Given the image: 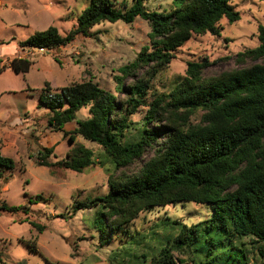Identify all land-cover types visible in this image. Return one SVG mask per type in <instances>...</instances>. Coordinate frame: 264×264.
I'll return each instance as SVG.
<instances>
[{"label":"trees","instance_id":"16d2710c","mask_svg":"<svg viewBox=\"0 0 264 264\" xmlns=\"http://www.w3.org/2000/svg\"><path fill=\"white\" fill-rule=\"evenodd\" d=\"M147 1L132 0L124 11L116 0H91L66 36L51 26L18 43L23 50L51 52L66 48L79 36L89 37L90 30L104 22L132 24L140 18L151 27V47L146 46L135 64L124 67L117 79L120 99L92 81L71 84L59 93H51L49 83L45 84L40 101L51 112L50 127L62 131L76 121L81 109L89 108L90 117L76 122L71 141L81 136L99 144L110 164L125 174L137 162L141 164L132 176L110 182L106 196L78 203L75 211L100 207L95 224L105 240L108 230L117 231L143 211L188 202L206 205L211 208L208 219L191 228L174 222L171 228L179 230L177 236L142 254L141 264H175L171 253L175 244L192 252V264H249L244 250L246 238L249 244H260L259 255L264 259V64L207 80L203 74L210 64L191 62L166 107L175 112L184 110V117L202 109L206 111L202 124L188 129L149 126L164 120L166 109L159 99L150 105L146 123L134 125L130 116L147 104L150 85L140 81L125 88L123 83L130 72L141 65L165 68L193 36L217 35V24L223 19L230 24L240 21L232 0H171L170 9L162 12L147 10ZM258 41L257 48L239 57L264 60L263 26L259 27ZM31 67L28 59L16 58L10 63L18 75L27 74ZM132 130L135 134L128 138ZM149 151L153 154L145 159ZM51 154L52 149L39 150L36 165L53 167L46 161ZM63 164L82 173L94 164L93 152L80 147ZM13 168L14 161L0 152V180ZM19 210L0 204V212Z\"/></svg>","mask_w":264,"mask_h":264},{"label":"rangeland","instance_id":"374dc122","mask_svg":"<svg viewBox=\"0 0 264 264\" xmlns=\"http://www.w3.org/2000/svg\"><path fill=\"white\" fill-rule=\"evenodd\" d=\"M90 1L0 0V70L2 66H10L9 61L3 64L7 58H16L21 50L18 43L27 41L35 33L54 26L60 35L66 36L77 26L79 16ZM116 2L124 11L132 5V0ZM231 5L239 12L240 21L230 24L223 19L217 24V35L193 36L174 53V59L165 68L157 70L152 64L141 65L126 76L125 88L140 81H148L150 85L147 104L130 116L134 125L140 127L146 123L150 105L159 99L166 109L164 120L149 126L164 124L188 129L202 124L206 115L202 109L184 117V110L175 112L166 107L175 88L187 76L191 62L210 64L203 74L207 80L264 64V60L239 57L259 45L258 30L264 27V0H232ZM170 7L171 0L146 2V9L150 11L162 12ZM90 33L89 37L79 36L66 48L51 52L21 50L18 57L31 61V70L25 75L7 71L0 76V114L22 110L27 113L21 115L23 125L7 132L12 134L10 143L17 146V151L9 155L14 168L0 180V204L20 207V210L0 212V264H141L142 254L166 238L177 236L179 230L171 228L174 222L191 228L211 216L209 206L190 202L154 208L141 212L137 219L113 233L108 230L103 240L95 224L100 207L75 211L78 203L106 196L110 182L132 176L141 167L137 162L125 174L123 169L116 170L110 164L99 144L81 136H74L71 141V134L78 127L76 122L90 117L89 108L81 109L76 121L62 131L49 126L51 112L40 101L46 83L51 93H59L71 84L92 81L120 99L116 86L122 69L135 64L144 48L151 47V27L140 18L132 24L104 22ZM134 134L132 130L128 138ZM80 147L93 152L94 164L76 173L63 163ZM45 148L53 150L46 159L53 167H39L35 163L38 151ZM152 154L153 151L146 152L145 159ZM244 242L249 264H264L258 251L260 244H249L248 238ZM171 253L175 264H192V252L186 247L175 244Z\"/></svg>","mask_w":264,"mask_h":264},{"label":"crops","instance_id":"0c3cea01","mask_svg":"<svg viewBox=\"0 0 264 264\" xmlns=\"http://www.w3.org/2000/svg\"><path fill=\"white\" fill-rule=\"evenodd\" d=\"M12 41H15V39H12ZM16 42L18 43V41ZM20 49L23 50L22 48ZM21 50H19L18 55ZM18 55L16 56V58H19ZM0 61L2 60L0 59ZM6 61H9L11 63L13 60L7 58V60L3 61V64ZM7 71L13 72V70L10 69V66L9 67L2 66L0 70V76L4 75ZM8 92H11V91H8ZM6 93L7 92H5V94ZM25 112L26 110H22L20 111V113L16 111V112L11 113L10 115H5L4 113L0 114V152L4 157L9 158L10 157L9 155H11V153H13L14 151H17V146L14 145L13 143H10L12 134L7 135V132H13L12 131L13 129H17L21 125L24 124V119L21 115L27 114Z\"/></svg>","mask_w":264,"mask_h":264},{"label":"built area","instance_id":"2783aa9c","mask_svg":"<svg viewBox=\"0 0 264 264\" xmlns=\"http://www.w3.org/2000/svg\"><path fill=\"white\" fill-rule=\"evenodd\" d=\"M40 51H42V52H43L44 50H40Z\"/></svg>","mask_w":264,"mask_h":264}]
</instances>
